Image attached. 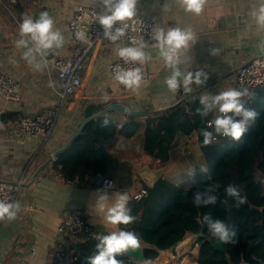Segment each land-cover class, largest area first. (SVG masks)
<instances>
[{
    "label": "crops",
    "instance_id": "0c3cea01",
    "mask_svg": "<svg viewBox=\"0 0 264 264\" xmlns=\"http://www.w3.org/2000/svg\"><path fill=\"white\" fill-rule=\"evenodd\" d=\"M262 3L264 0H207L203 12L195 15L185 12L177 0H139L137 15L153 17L158 28L179 26L190 28L196 33L197 41L188 53L193 63L189 62L182 67L192 71L204 69L210 78L203 87L193 85V92L187 95L182 94V90L172 93L167 89L164 80L170 75L171 69L153 48L155 41L145 50L150 56L144 62V69L151 82L142 83L135 92L119 87L108 70L110 62L119 57L116 49L123 47V43H103L92 49L81 72L80 90L62 104L54 133L48 142L42 138L19 136L14 131V121L0 119V182L23 181L17 199L21 205L17 217L12 221H0V264H53L57 248L71 250L72 246L82 242L87 235L81 233L61 237L57 233L61 217L73 208L84 209L89 220L101 233L115 230L117 226L105 224L92 209L97 189H105L109 194L127 192L131 196L132 190L144 188V181L138 174L142 168L160 171V178L176 183L188 180L193 182L187 171L194 165L205 163L197 133L179 135L170 152L169 161L162 165L159 160L145 156L144 127H141L132 138L118 135L110 147L112 153L121 159L130 160L135 167L131 191H119L104 185L92 188L69 181L55 169L53 161L39 173L38 179L29 188L25 187L38 166L77 132L86 118L85 110L90 104L95 105L92 114L113 103L125 104L137 110H145L149 106L159 110L190 94L196 93L193 98H200L203 94L215 95L228 88H235V70L254 56L264 54V49L258 47L264 42V28L258 27L252 15ZM16 4L22 6L24 11L17 12ZM79 5H90L101 10L99 0H0V66L6 68L20 84L19 100H8L0 95V116L8 112H15L19 117L39 114L58 102V95L53 89L56 75H49L45 67L37 71L29 66L23 59L26 49L16 47L20 37L19 25L14 17L22 21L26 16L35 18L40 12L47 11L55 22V28L65 37L63 47L55 50L68 57L71 50L68 20ZM213 48L220 49L217 56L210 54ZM113 112L119 124L127 120L126 113ZM145 117L137 119L143 120ZM120 144L125 147H119ZM185 144L187 153L182 155L180 148ZM195 236L198 240L199 236ZM186 249L187 245L182 240L173 248L162 251L156 261L153 260V264H199V249L193 247L189 253ZM75 264L84 263L78 260Z\"/></svg>",
    "mask_w": 264,
    "mask_h": 264
},
{
    "label": "trees",
    "instance_id": "16d2710c",
    "mask_svg": "<svg viewBox=\"0 0 264 264\" xmlns=\"http://www.w3.org/2000/svg\"><path fill=\"white\" fill-rule=\"evenodd\" d=\"M17 12L24 11L19 4ZM251 95L245 97L246 106L255 109L259 116L240 141L218 138L209 146L198 142L208 166V173H201L197 166L193 182L176 183L167 178H159L152 187L143 183L147 193L140 199L134 195L140 188L134 185L135 167L130 160L121 159L110 151L118 135L129 139L144 127L143 150L155 160L165 165L179 135L189 136L202 126H206L196 114L200 107L199 97L189 98L163 112H152L143 120L127 116L119 124L113 111L102 114L85 124L82 131L53 161L55 169L69 181L101 187L105 181H112V188L119 191L130 189L129 207L136 217L134 223L120 228L136 232L144 242L146 260H155L162 251L169 250L185 239L187 235L199 236V264H264V87L248 89ZM212 113L207 120L215 118ZM2 121H15L19 114L3 113ZM108 124L104 125V121ZM210 131L212 129H209ZM221 185L220 197L224 199L223 186L234 183L247 197V203L239 208L228 199L227 203L195 208L191 203V193L206 185ZM227 204L232 210L231 226L236 231L235 243L223 244L224 251L217 250L207 240L206 226L201 224L204 214L227 221ZM107 234V233H102ZM97 241L87 237L72 246L71 251L87 264V257L96 253ZM124 264H138L128 254L118 257Z\"/></svg>",
    "mask_w": 264,
    "mask_h": 264
},
{
    "label": "clouds",
    "instance_id": "9594fccd",
    "mask_svg": "<svg viewBox=\"0 0 264 264\" xmlns=\"http://www.w3.org/2000/svg\"><path fill=\"white\" fill-rule=\"evenodd\" d=\"M139 0H99L101 5L100 13L96 14L95 21L103 28V39L115 43L126 34L127 21L137 15V4ZM207 0H177V3L184 9L195 15L203 12ZM166 7V5H164ZM258 27L264 28V3L258 11H253ZM75 38L82 43L89 42V35L86 31L78 30L74 33ZM19 39L16 41L17 48L26 49L23 52V59L29 66L40 71L47 65L46 57L50 51L60 49L65 43L62 32L55 28V22L47 11L40 12L35 18L26 16L19 24ZM151 39L155 41L153 48L158 56L163 59L165 65L171 69L164 83L172 93L181 92L189 94L193 92V85L203 87L208 83L209 74L204 69L195 71L184 70L182 66L191 62L189 50L195 44L196 33L190 28L179 26L153 28ZM148 43L141 39L134 46H123L116 49V54L123 60L124 64H143L150 56L145 51ZM258 47L264 49V42ZM219 48H213L210 54L217 56ZM113 78L125 88L131 91H138L144 81L141 67L124 68L117 64L112 69ZM253 95L248 89L228 88L218 94H203L199 98V105L195 111L206 126L198 128V136L202 137V146H209L218 142V138H230L233 141H240L249 127L255 123L259 113L246 106L245 97ZM217 113L214 119L207 120V117ZM108 120L104 121V125ZM209 129H212L211 131ZM124 148V144L118 145ZM202 155V153H201ZM201 173H208L206 163L199 166ZM197 166L191 167L187 174L195 176ZM221 185L212 183L203 189H196L191 193V203L195 208L214 206L219 203H227L230 198L235 202V207L247 203V197L241 194V189L234 183L223 186L224 199L220 197ZM130 196L127 192L111 193L105 189H97V196L92 209L98 217H101L105 224L117 226L115 230L107 234L94 233L93 238L97 241L96 253L87 257V264H124L123 256L129 252L139 251L141 248V237L134 231L120 228L135 222L136 217L131 214L128 206ZM21 205L18 201L7 202L0 200V221L15 220ZM201 224L206 226L208 234L214 243H235L236 231L223 219L214 218L210 214H204ZM144 264H150L144 261Z\"/></svg>",
    "mask_w": 264,
    "mask_h": 264
},
{
    "label": "built area",
    "instance_id": "2783aa9c",
    "mask_svg": "<svg viewBox=\"0 0 264 264\" xmlns=\"http://www.w3.org/2000/svg\"><path fill=\"white\" fill-rule=\"evenodd\" d=\"M100 9L90 5H79L73 11L68 20V35L71 43V50L68 57L61 55L58 51H50L46 57V71L55 74L57 81L53 84V89L58 95V102L51 107L45 108L41 113L32 115H22L13 122V128L17 135L42 138L48 142L52 137L58 116L65 100L75 95L81 87V72L88 62L92 49L98 44L112 43L103 39V28L95 21L96 14ZM16 24L21 23V19L14 17ZM128 28L125 36L119 41L124 46H134L141 39L148 43V47L154 42L151 39L153 28H158L156 20L151 16L136 15L132 20L127 21ZM78 30L86 31L90 36L89 42L82 43L75 38L74 33ZM116 43V42H115ZM147 47V48H148ZM146 48V49H147ZM145 49V50H146ZM121 65L124 68L141 67L144 76L143 84L151 82L150 76L145 72L144 63L124 64L118 57L110 62L108 70L113 81L121 88L114 78L112 69L115 65ZM234 86L237 89H256L264 87V56L257 57L250 63L240 66L235 70ZM20 84L6 68L0 66V95L8 100L20 99ZM180 153H187L186 144L180 148ZM106 183V184H105ZM104 186L112 187V181H105ZM108 183V184H107ZM23 188V181L20 182H0V200L7 202L17 201L19 192ZM147 193L146 189H141L134 195L135 199H140ZM57 233L61 236L85 234L87 237H93L94 233H101L100 230L89 220L87 212L82 208L70 209L64 214L58 224ZM79 257L71 250L57 248L54 252L53 264H75Z\"/></svg>",
    "mask_w": 264,
    "mask_h": 264
},
{
    "label": "water",
    "instance_id": "95a60500",
    "mask_svg": "<svg viewBox=\"0 0 264 264\" xmlns=\"http://www.w3.org/2000/svg\"><path fill=\"white\" fill-rule=\"evenodd\" d=\"M90 37V36H89ZM264 56V54L262 55H256L254 56L250 61H248L247 63L243 64L242 66L250 63L252 60H254L257 57H262ZM237 70V69H236ZM196 94V93H195ZM195 94H190L188 96H186L185 98H182L181 100H179L178 102H176L175 104L167 107V108H163V109H159V110H154V106H149L147 109L145 110H137V109H132L130 107H128L125 104H121V103H113L103 109H101L100 111L92 114V110L94 109L95 105L94 104H90L89 106H87L86 110H85V120L82 122L81 126L79 127V129L77 130V132L68 140V142L62 146L61 148H59L58 150H56L51 156H49L45 162H43L41 165L38 166V168L35 170L33 176L31 177V179L25 184L26 188H29L39 177V173L52 161H54L56 159V157L63 152L70 144L71 142L78 136V134L82 131L83 127L85 126V124L87 122H89L90 120L111 112V111H119V112H123L126 114H129L131 116H136V117H145V116H149L152 112H163L165 110H168L170 108L175 107L176 105L180 104L182 101L187 100L191 97H193ZM84 103V102H83ZM35 115V114H34ZM32 115V116H34ZM139 176L141 177V179L144 181V183L149 186L152 187L155 182L160 178V171H152L149 170L148 168H142L141 171L138 172ZM14 183H18V182H14ZM66 214V213H65ZM227 224H229L231 226L232 224V210L231 207L227 204ZM199 236H203V234H199ZM207 240L210 241V243L214 246V248H216L217 250L220 251H224V247L223 244L221 243H214L212 242V240L210 239V237H207ZM144 247L145 244L144 242L141 240V248L139 251H135V252H129L127 253L136 263L138 264H144V261H149L150 264H153V260H146L145 255H144ZM229 260L230 264L231 260ZM239 264H249L246 262H241Z\"/></svg>",
    "mask_w": 264,
    "mask_h": 264
},
{
    "label": "rangeland",
    "instance_id": "374dc122",
    "mask_svg": "<svg viewBox=\"0 0 264 264\" xmlns=\"http://www.w3.org/2000/svg\"><path fill=\"white\" fill-rule=\"evenodd\" d=\"M145 156L147 157L148 154L145 153ZM183 181L179 182V183H182ZM186 182L187 184L191 183L192 181L191 180H188V181H184ZM197 237L194 235H190L188 239H184V244L187 245V249H186V252L189 253L190 250L194 248L196 249H199V244H197ZM157 259V258H156ZM156 259L154 261H156Z\"/></svg>",
    "mask_w": 264,
    "mask_h": 264
}]
</instances>
